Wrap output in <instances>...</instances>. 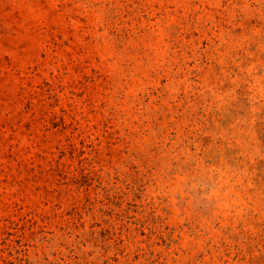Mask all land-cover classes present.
Listing matches in <instances>:
<instances>
[{"label":"rangeland","instance_id":"rangeland-1","mask_svg":"<svg viewBox=\"0 0 264 264\" xmlns=\"http://www.w3.org/2000/svg\"><path fill=\"white\" fill-rule=\"evenodd\" d=\"M0 264H264V0H0Z\"/></svg>","mask_w":264,"mask_h":264}]
</instances>
